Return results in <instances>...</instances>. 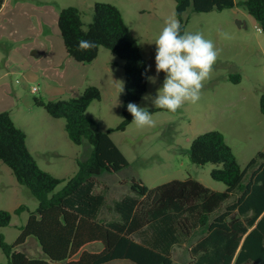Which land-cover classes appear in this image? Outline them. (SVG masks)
Wrapping results in <instances>:
<instances>
[{"label": "trees", "instance_id": "16d2710c", "mask_svg": "<svg viewBox=\"0 0 264 264\" xmlns=\"http://www.w3.org/2000/svg\"><path fill=\"white\" fill-rule=\"evenodd\" d=\"M4 3L0 0V11ZM175 3L182 32L189 22L185 18L189 9L208 14L241 7L264 36V0ZM58 27L68 55L77 63H93L101 48L123 62V121L116 129L96 131V122L87 115L89 107L102 99L96 86L68 100H35L51 117L65 120V131L73 144L88 142L92 147L90 157L77 162V173L55 193L65 180L39 167L27 146L26 133L16 126L9 112L0 113V162L39 203L12 245L5 241L1 230L11 224L13 215L0 210V249L8 259L6 264H174L175 248L193 239L186 264H264V154H258L243 169L220 132L198 136L188 155L197 166L214 165L211 177L223 183L226 190H212L192 178L150 189L133 178L131 194L111 203L107 192H97L99 177L129 168L110 134L124 132L132 123L127 104L140 102L147 92L149 81L143 73L148 64L122 12L112 4L95 3L93 21L87 29L77 8H63ZM81 39L98 46L79 51ZM233 81L239 83L240 77L235 76ZM260 109L264 114V94ZM24 211L29 210L20 206L14 213ZM29 238L38 241L46 260L29 259L17 251Z\"/></svg>", "mask_w": 264, "mask_h": 264}, {"label": "rangeland", "instance_id": "374dc122", "mask_svg": "<svg viewBox=\"0 0 264 264\" xmlns=\"http://www.w3.org/2000/svg\"><path fill=\"white\" fill-rule=\"evenodd\" d=\"M98 2L120 9L148 66L151 65L149 76H156L154 41L166 20L176 15L175 0H11L0 17V113L9 112L16 126L26 133L27 146L39 167L65 180L55 193L77 173V162L90 157L92 147L88 142L82 146L73 144L65 131V120L54 119L35 100H68L79 97L87 87L96 86L102 99L87 110L88 117L96 122V131L116 129L123 121L125 76L123 62L117 56L101 48L93 65L77 63L68 55L64 60H56L59 53L67 54L58 27L60 11L77 8L87 29ZM185 18H189L187 32L202 33L205 39L214 42L219 50L218 59L210 78L204 82L200 100L195 104L185 102L175 113L157 109L152 103L165 74L161 72L155 83H148L147 92L136 104L155 110L154 125L140 128L131 123L126 131L110 134L129 162V168L97 179V192H107L109 203L131 194L133 178L150 189L192 178L212 190H226L223 183L211 177L214 165L197 166L189 159L192 142L208 132L224 135L243 169L258 154H264V114L260 109L264 94V36L259 26L241 7L208 14L189 9ZM34 52L38 55H33ZM100 72L107 76L106 83H101ZM235 76L240 77L239 83L233 81ZM62 80L72 87L61 85ZM20 206H26L29 211L15 214ZM38 206L37 199L0 162V210L13 215L11 224L1 230L8 244L15 243L29 213ZM194 240L175 248L174 264L188 262L189 247ZM17 251L29 259L46 260L34 238H29ZM7 262L0 249V263Z\"/></svg>", "mask_w": 264, "mask_h": 264}, {"label": "clouds", "instance_id": "9594fccd", "mask_svg": "<svg viewBox=\"0 0 264 264\" xmlns=\"http://www.w3.org/2000/svg\"><path fill=\"white\" fill-rule=\"evenodd\" d=\"M154 43L156 76L163 72L165 78L162 87L152 99L153 105L157 109L175 113L182 109L185 102L197 103L201 98L204 82L210 78L219 56L214 42L205 39L199 32H182V24L173 14L166 20ZM97 46L94 41L81 39L77 47L79 51L86 52ZM150 70L151 65L145 68L143 75L149 82L155 83L156 76L147 75ZM122 91L123 87L120 88V92ZM127 111L133 117L132 123L137 127L154 125L152 113L147 108L130 102L127 104Z\"/></svg>", "mask_w": 264, "mask_h": 264}, {"label": "crops", "instance_id": "0c3cea01", "mask_svg": "<svg viewBox=\"0 0 264 264\" xmlns=\"http://www.w3.org/2000/svg\"><path fill=\"white\" fill-rule=\"evenodd\" d=\"M10 1L11 0H5V3H4V5H3V7H2V9H1V11H0V17L3 15V13H4V11L8 8V5H9V3H10ZM235 2H236V0H235ZM236 3H238V2H236ZM67 52V51H66ZM37 53V52H36ZM38 54V53H37ZM68 55V53L67 54H65V52H61V53H59V55H58V57L56 58V60H58L59 58H61V60H64V59H66L65 57ZM69 56V55H68ZM70 57V56H69ZM98 59V58H97ZM97 59L93 62V63H95L96 61H97ZM69 60H68V58H67V62H68ZM70 63V62H69ZM93 63H91V65H93ZM107 71H108V69H106ZM99 79H100V81H101V83L103 84V83H106L107 82V76H104L103 74H102V72H100L99 73ZM55 83H57V82H55ZM61 85H67V88L69 89V88H71L72 87V84L71 83H65L63 80L61 81V82H59ZM78 96H80V95H78ZM27 242V241H26ZM40 249H41V247H40Z\"/></svg>", "mask_w": 264, "mask_h": 264}, {"label": "water", "instance_id": "95a60500", "mask_svg": "<svg viewBox=\"0 0 264 264\" xmlns=\"http://www.w3.org/2000/svg\"><path fill=\"white\" fill-rule=\"evenodd\" d=\"M239 24H240V22H238V26H240ZM33 55L37 56L38 54L36 52H34ZM54 264H61V263H54Z\"/></svg>", "mask_w": 264, "mask_h": 264}, {"label": "built area", "instance_id": "2783aa9c", "mask_svg": "<svg viewBox=\"0 0 264 264\" xmlns=\"http://www.w3.org/2000/svg\"><path fill=\"white\" fill-rule=\"evenodd\" d=\"M259 29H260V28H259ZM260 32H261V29H260ZM36 91H37V90L34 88V89H33V92H36Z\"/></svg>", "mask_w": 264, "mask_h": 264}]
</instances>
